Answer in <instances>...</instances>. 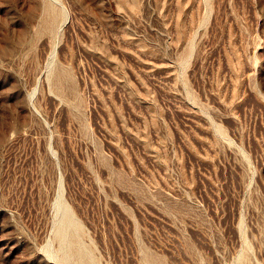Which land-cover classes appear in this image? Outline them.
<instances>
[{
	"label": "rangeland",
	"instance_id": "obj_1",
	"mask_svg": "<svg viewBox=\"0 0 264 264\" xmlns=\"http://www.w3.org/2000/svg\"><path fill=\"white\" fill-rule=\"evenodd\" d=\"M0 264H264V0H0Z\"/></svg>",
	"mask_w": 264,
	"mask_h": 264
}]
</instances>
